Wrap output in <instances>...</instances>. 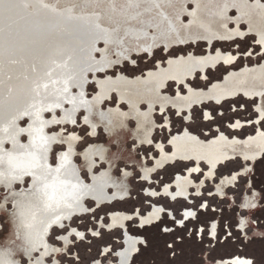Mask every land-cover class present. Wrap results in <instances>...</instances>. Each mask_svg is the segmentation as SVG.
I'll return each instance as SVG.
<instances>
[{
	"label": "bare ground",
	"instance_id": "6f19581e",
	"mask_svg": "<svg viewBox=\"0 0 264 264\" xmlns=\"http://www.w3.org/2000/svg\"><path fill=\"white\" fill-rule=\"evenodd\" d=\"M251 32L257 38V46L264 49L263 0H0V142H3L4 149L12 151L15 138L18 141L15 149L17 152L24 151L19 148L20 144L30 143L28 132L19 133V128L39 125V121L34 124L35 109L29 105L39 108L57 101L56 93L51 87V94L47 99H44L43 95L36 96L32 91L37 75H42L51 68L55 69L54 78L61 77L58 88H62L63 80H67L69 93H65V97H75L74 103L61 98V108L42 113L45 121L51 120L53 116L64 120V123L44 127L47 136H55L57 141H64L50 142L48 161L55 168L61 163V153L66 154L71 161L66 166V176L78 185L76 189H72L71 185L67 187L66 198L69 202H75L71 210L72 218L62 221L66 227L70 228L73 219L87 215L92 208L110 205L129 197V178L132 171L124 169L122 176L116 177L114 167L119 160L124 164H133L147 183H151V175L155 171L168 164L195 162L190 168L191 172L186 174L187 177H175L174 190L170 189L171 186L164 187L165 196L167 194L177 200L189 198L188 188L195 185L189 176L200 172L201 163L207 166L205 177L211 180L217 167L226 164V160L237 157L245 163L244 168L222 177L215 190L219 196L229 197L228 188L235 184L241 175L249 177L252 165L264 153V131L260 127V123L264 122V111L260 105L256 108L259 118H256L254 123H236L233 127L237 128L235 131H241L255 124V136H249L245 140L228 138L224 133H220L217 138L203 141L185 129L183 133L169 139L168 144L173 146V151L168 153L160 142L154 143L152 136L159 129L155 120L158 111L165 110L166 115L169 110L174 109L178 113L186 110L188 120L192 106L203 103V108L213 104H205L210 99L216 100L217 105L222 99H226L222 101L224 102L236 97L254 102L255 105V97L262 101L264 60L254 66L245 65L238 70H231L205 89H194L187 84L188 80L200 72L203 73L207 67L214 66L216 61L229 65L237 60L235 56L230 57L222 51L213 54L212 47L216 43H232L247 38ZM193 45H210V49L202 56L187 53L171 59L166 67L159 66L154 71H146L143 76L128 77L121 73L116 77L108 76L114 64L126 62L125 57L130 62L136 56L146 57L145 49L149 55L152 51L154 55L163 49L170 53L174 50L194 48ZM160 46L159 50L154 51ZM57 64L64 66L57 68ZM34 67L36 72L33 71ZM101 67L104 71H96ZM195 72L197 73L194 75ZM166 82L176 86L183 84L187 90L184 94L176 91V94L170 95L164 90L168 84ZM91 83L95 85L97 92L88 97L86 86ZM81 92L83 97L80 96ZM237 94L240 95L236 96ZM113 96L116 97L117 104L104 108ZM120 105H123L125 110L121 109ZM26 111L32 114L25 115ZM80 114H83L84 123L85 117L88 118V123L85 124L91 132L94 128L96 135L101 129L108 141L106 144L89 146L81 153L82 164H77V140L72 139V134L64 135L61 129L76 126ZM206 115L209 116L208 113ZM71 120L76 122L73 124ZM164 121L168 123L166 118ZM131 122L135 127H130ZM59 127L61 129L58 133L50 132ZM5 128L8 129L7 132L4 131ZM148 140L152 141L151 144L147 143ZM130 143L133 145L129 146ZM59 145H65L66 150L61 151L56 163L52 164L51 153L55 146ZM138 145L139 149L154 145L159 157L150 156L154 162L153 167L147 165L145 157H138V153L135 156L134 146ZM111 146H114L115 150H112ZM96 158L106 164V169L99 174L93 172L97 166ZM83 172L89 174V182L83 180ZM126 173L128 175H125ZM145 176L147 179H144ZM30 190H33L30 177L15 181L7 177L0 178V216L7 218L10 224V237L0 241V264H4L5 260L16 262L21 258L28 259L27 256L17 253L16 245L21 241L16 237L18 232H24V223L30 218L32 211L36 210L33 205L39 206L37 197L29 194ZM146 196L154 199L162 195L148 189ZM88 202L92 203V207L87 205ZM238 206L247 214L246 217H238L241 231L246 233V228L251 227L254 232H258L250 216L259 207V193H245ZM89 208L90 211H84ZM164 212L161 207L153 206L146 216L138 218L145 226L149 223L153 225ZM187 212L186 210L183 216ZM131 218L132 215L125 214L110 216L113 226L118 228L125 227V223L132 220ZM54 230L63 229L54 227ZM70 231L71 235H75L73 228ZM69 236H61L67 237V241L60 239L65 247L68 246ZM140 242L141 238L125 232L124 248L116 254L119 264L130 263ZM48 243L50 244L49 241ZM106 253L107 250H104V254ZM58 256L54 255V258L57 259ZM237 258L229 259L230 264H235ZM225 263L224 260H218L216 264ZM107 264L112 263L108 261Z\"/></svg>",
	"mask_w": 264,
	"mask_h": 264
},
{
	"label": "rangeland",
	"instance_id": "374dc122",
	"mask_svg": "<svg viewBox=\"0 0 264 264\" xmlns=\"http://www.w3.org/2000/svg\"><path fill=\"white\" fill-rule=\"evenodd\" d=\"M264 2V0H263ZM245 27V25H242ZM246 31V29H245ZM247 34V32L245 33ZM250 37L245 38L242 41H234L232 43H216L212 47V52L217 53L222 51L225 54H228L230 57H236V54L247 53L245 57H239L236 61H232L229 65L222 64L219 61H216L215 65L212 68H215V71L208 69L204 74L207 78V81H201L196 75L195 78L187 81V84L194 89H205L206 87L213 84V82H218L225 73L231 70H238L245 65L254 66L256 64L262 63L264 60V49L257 46L258 41L254 33ZM204 45H200L194 48H187L184 50H174L170 53L162 54V51H157L154 54V58L148 62H144L146 57L135 58L138 68H135L134 72H131V68H128L126 64L122 69H118L119 72L113 71L108 75L109 77L117 76L119 73L127 75L128 77H134L136 75L143 76L146 71H154L159 66H167L168 62L171 59L177 58L187 53L194 54L195 56H202L206 51ZM193 51V52H191ZM238 56V55H237ZM165 61V62H164ZM156 62V65L154 63ZM219 63V64H218ZM217 65V66H216ZM114 73V74H113ZM146 75V74H145ZM179 87V88H178ZM167 93L170 95L176 94V91L184 94L187 90L183 84L179 86L168 83L165 87ZM97 92L95 85L92 83L86 86V95L91 97ZM90 93V95L88 94ZM117 104V99L115 96L103 106L104 108L114 107ZM222 106L217 108L215 104H208L203 108H193L191 111V117L189 118L191 122L186 125L179 118L174 117V111L169 110L166 115L170 118L169 123L171 122V129H174L172 133L169 131V124L164 123L166 129H158L152 136L154 143H161L162 147L168 152L173 151V146H170L169 139L181 133V128L185 127L191 134L197 135L203 141H209L212 138H217V130L224 133L228 138H238L240 140H245L247 137L256 134L255 124L253 126H248L243 128L241 131H235L228 129L230 123H245L248 124L252 121H256L257 114L256 108L254 107V102H249L241 97H236L232 100H227L220 103ZM119 105V104H118ZM232 106L237 109L235 112L232 111ZM261 109L264 111V97L260 103ZM120 108L125 110L123 105H120ZM242 110H240V109ZM205 111L209 112V116H212V120L204 121L203 115ZM220 110V112H218ZM220 113H224L223 116H220ZM259 116V114H258ZM164 115L155 116L156 124H162L164 122ZM167 119V118H166ZM168 120V119H167ZM82 121V122H81ZM24 123H22L23 125ZM232 126V128L234 127ZM130 127H135L134 123H130ZM261 129L264 131V122L260 123ZM61 127L53 128L50 132H59ZM64 135H74L79 137L75 144V150L77 155L75 157V162L82 164L81 153L86 150L91 145L97 144H106L108 139L105 133L103 134L101 129L98 130V136L92 135L90 128L83 122V114H80L77 118L76 126L69 128L64 127L61 129ZM89 133V134H88ZM255 136V135H254ZM133 145L130 143L129 146ZM140 145L134 146L135 156L145 157L147 160V165L153 167L152 157L158 158L159 154L156 152V148L151 147H142ZM112 150H115L114 146H111ZM150 149V151H145ZM65 145L55 146L53 149L50 161L52 164H55L57 161V156L61 151H65ZM137 150V152H136ZM80 154V155H79ZM260 159L252 165L251 173L249 177L244 175L238 178V181L235 182L227 190L228 196H219L215 193L216 187L218 186L220 179L222 177L230 175L233 172H236L244 168L245 163L240 161V159L235 158L230 160L224 165H220L214 170L215 174L213 179L209 180L205 177V172L208 170L207 166L204 163H201V170L198 174L190 175L189 178L195 183V185H190L188 188L189 198H186V201L182 199H177L175 202H170V200L165 196L163 190L165 186H171L170 189L174 190L173 181L177 175L186 176V174L191 172V167L195 162H176L174 164H168L163 168L154 172L151 175V183L143 181L141 173L139 170L133 166V164H124L122 161H117L114 167V175L116 177L122 176L124 169L131 172L129 178L130 184V199L125 200L124 202H115L110 205H104L99 208H92L93 210L85 216L77 217L73 219L71 227L67 230H54L55 233L59 236H69L68 246H63L62 242L55 239L54 236L50 235L48 241L54 247L58 249L66 250L71 249V252L65 255L64 260L61 261V264H67L68 260H76L78 256L82 257L83 264H107L110 261L112 264H117L118 260L115 257L119 250L124 248V236L125 232L130 236L141 238V241L145 237H150L153 240V248L148 253V258L153 260V264H166L168 257L165 255V241L169 243L172 240V232L184 233L185 239H191L189 233L196 232L198 228L203 227V225L198 224L197 218L192 217L184 221V225L187 226L188 232L184 231V226L174 223L173 217L177 220L183 218L184 212L194 211L196 212L197 217L211 215L214 217L213 220L209 222L208 228L206 231L209 235L204 238L200 233H197L196 242L186 246V254L184 259L195 264V261L198 260L201 256L198 245L203 244L205 248L212 247L216 243L215 239L210 235L211 233V224L215 223L217 225V235H221V221H223L225 228L224 231H231L233 234L239 233L240 239H233L231 246L227 249L222 250L223 259H231L232 257H241L244 258L245 253L248 249L245 248L244 244L240 241L244 240V232L241 231L238 217H246L247 214L243 211H239L238 207L234 206L239 204L243 195L245 193L251 194L252 191H257L259 193V207L251 213V220L253 221L254 228H257L261 232L264 230V153L259 156ZM99 161V162H98ZM97 166L94 168V174H99L102 170L106 169V164L96 158ZM99 163V164H98ZM247 163V162H246ZM125 165V166H124ZM129 166V167H127ZM188 169V170H187ZM189 171V172H188ZM87 172L81 174L85 182L90 181V176ZM188 176V175H187ZM186 176V177H187ZM185 177V178H186ZM27 182V181H26ZM203 184V186H201ZM198 185V187H196ZM154 190L157 192V198H150L146 196V191ZM199 189V191H198ZM202 189V193H201ZM176 192V191H175ZM174 192V193H175ZM199 193V194H197ZM167 195V194H166ZM224 198V199H223ZM233 200V201H231ZM235 201V202H234ZM206 203L208 205L207 209L194 207L199 204ZM87 205L92 207V203L88 202ZM153 206L161 207L165 212L161 217L159 223H155L150 226L146 225L145 227L139 228L140 225H143L140 222L138 216H146V214L152 211ZM212 209H215L213 212ZM254 213V214H253ZM111 214H125L132 215L133 218L129 222L125 223V227L122 228L114 227L110 216ZM171 214V215H170ZM172 216V217H171ZM145 225V224H144ZM86 226V227H85ZM230 226V227H229ZM73 228L78 232H83L85 234V240L82 242L75 235H71L72 232L70 229ZM146 228L148 229L146 231ZM168 228L172 231L164 232L163 229ZM97 231V236H92L91 231ZM246 233L249 232V228H246ZM254 232V231H253ZM124 233V234H123ZM123 234V235H122ZM143 234V235H142ZM10 237V224L4 216H0V241H5ZM209 241H212V244H209ZM87 244L88 248L84 249L83 247H77V245ZM140 247V245H139ZM104 250H107V253L104 254ZM94 258V261H93ZM134 258V257H133ZM57 259H60L58 256ZM217 260H221L219 257ZM46 261H49L50 258H47ZM21 264H27V260L24 258L20 259ZM79 264V261H78Z\"/></svg>",
	"mask_w": 264,
	"mask_h": 264
},
{
	"label": "snow or ice",
	"instance_id": "6c2138e0",
	"mask_svg": "<svg viewBox=\"0 0 264 264\" xmlns=\"http://www.w3.org/2000/svg\"><path fill=\"white\" fill-rule=\"evenodd\" d=\"M147 53V49H145ZM71 57H69L70 59ZM127 60L128 58L125 57ZM55 63V61H53ZM131 63L135 64L133 59ZM64 65L57 64V68L63 67ZM33 71L36 72L35 67ZM96 71H104V68H97ZM134 72L135 69H131ZM55 69H48L44 71L42 75L38 74L37 79L34 81V87L32 91L36 96H42L47 99L51 93L49 89L56 93L57 101L47 106H41L36 108L35 105H29L35 109L34 112V124L39 121V125L36 127L29 126V128H19V133L28 132L31 137L28 145L20 144L19 148L24 149L23 152H17L16 146L18 141L13 142V150L8 151L4 149L3 142H0V178H11V180H23L24 177L32 178L33 190H30L29 194L36 196L39 201V206L33 205L36 209L32 211L30 218L24 223V232L21 234L17 233V239L21 241L20 244L16 245L17 253L21 256H27V264H49L45 257L50 258V264H61L64 260L65 255L71 252V249H58L52 247L48 243L50 235L54 236L55 239H64L67 241V237H61L54 231L55 228L67 230L66 225L62 222L66 219L72 218L73 202H69L66 198L67 187L71 185L72 189H76L78 185L73 183L71 179L66 176V166L71 163L66 154L61 153V163L53 168L48 161V152L50 151L51 143H63L64 141H57L55 136H47L44 133V127L46 125L61 124L64 123L63 119H56L55 116L51 120H43L42 113L45 111L51 112L54 108H61L62 104L59 102L61 98L67 99V102L74 103L75 97L68 99L65 97V93H69V87L67 80H63L64 86L58 88V82L61 81L60 76L54 78ZM114 74V73H113ZM46 78V79H45ZM72 79V77H68ZM75 86V83H73ZM83 97V93H80ZM81 103H84L81 101ZM25 115H31L32 113L25 112ZM179 115V114H177ZM186 115V114H185ZM184 119V115L181 116V120ZM204 119H211V117L205 115ZM71 123H75V120H71ZM85 123H88V118L85 117ZM8 131L7 128L4 129ZM35 133V135H33ZM92 135H95V129L93 128ZM73 140H78L79 137H72ZM151 140L147 143L151 144ZM31 149V150H30ZM71 151V148L69 149ZM150 151V149L145 150ZM125 175H128L127 173ZM78 179V177H77ZM144 179H147L145 176ZM11 186L10 184L8 185ZM71 195V193H67ZM175 199V197H173ZM194 207L207 209L206 203L196 205ZM2 208V206H0ZM91 209H84V211H90ZM214 212L215 209H212ZM189 217H196L198 224L203 227L198 228L196 232L189 233L191 239H185L184 233L177 234L172 232V240L169 243L165 241V255L168 257L166 264H191V262L184 259L186 254V246L196 242L197 233H200L206 238L209 233L206 231L209 222L214 219L213 216H201L197 217L196 212L188 211L182 219L177 220L173 217V222L184 226V231L188 232V228L184 225V221L188 220ZM86 227V226H85ZM141 227H145L141 225ZM221 235H217V225L211 224L210 235L215 239L216 243L212 247L205 248L201 243L198 245L201 256L195 261V264H216L217 258L223 259L222 250L227 249L231 246L233 239L239 240L240 234H233L231 231H224L225 225L221 221ZM230 227V226H229ZM243 227V225H242ZM148 229L146 228V231ZM75 232V236L82 242L85 240V234L83 232ZM164 232H170L171 229L165 228ZM92 236H97L98 233L95 230L91 231ZM143 235V234H142ZM244 240L240 241L244 244L248 251L245 253L244 258H237L235 264H264V232H253L249 228V232L244 234ZM15 243V241H13ZM212 244V241H209ZM77 247L88 248L87 244L77 245ZM153 248V240L150 237H145L140 242V247L136 248L135 256L131 261V264H153V260L148 258V253ZM38 253V255H33ZM54 255H59L60 259H55ZM83 264L82 257L78 256L76 260H68L67 264ZM94 261V258H93ZM15 264H20V261H16Z\"/></svg>",
	"mask_w": 264,
	"mask_h": 264
},
{
	"label": "flooded vegetation",
	"instance_id": "af4514ba",
	"mask_svg": "<svg viewBox=\"0 0 264 264\" xmlns=\"http://www.w3.org/2000/svg\"><path fill=\"white\" fill-rule=\"evenodd\" d=\"M239 159V158H238ZM240 161H242L241 159H240ZM242 176V175H241ZM234 206H236V207H238V209H239V206H237V204L236 205H234ZM239 211H241L240 209H239ZM66 228H69V227H66ZM249 228H251V227H249ZM252 229V228H251ZM252 231H253V229H252ZM135 256V254L132 256V258H131V260H130V263L129 264H131V261H132V259H133V257ZM115 257L117 258V256L115 255ZM233 258V257H232ZM117 260H118V258H117ZM218 261V260H217ZM217 261H216V263H217ZM228 261V262H227ZM230 260L229 259H224V262H226L225 264H230V262H229ZM117 264H119V261H118V263Z\"/></svg>",
	"mask_w": 264,
	"mask_h": 264
},
{
	"label": "clouds",
	"instance_id": "9594fccd",
	"mask_svg": "<svg viewBox=\"0 0 264 264\" xmlns=\"http://www.w3.org/2000/svg\"><path fill=\"white\" fill-rule=\"evenodd\" d=\"M152 52H153V51H152ZM133 55H134V54H133ZM136 58H138V57L136 56ZM123 62H124V61H123ZM123 62H121L120 64H122ZM4 264H15V262L5 260V261H4Z\"/></svg>",
	"mask_w": 264,
	"mask_h": 264
},
{
	"label": "water",
	"instance_id": "95a60500",
	"mask_svg": "<svg viewBox=\"0 0 264 264\" xmlns=\"http://www.w3.org/2000/svg\"><path fill=\"white\" fill-rule=\"evenodd\" d=\"M123 235V234H122Z\"/></svg>",
	"mask_w": 264,
	"mask_h": 264
}]
</instances>
